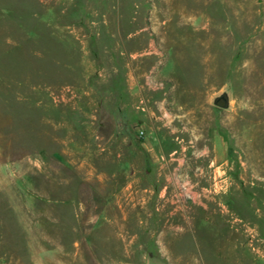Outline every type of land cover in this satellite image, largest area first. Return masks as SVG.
<instances>
[{
  "label": "rangeland",
  "instance_id": "1",
  "mask_svg": "<svg viewBox=\"0 0 264 264\" xmlns=\"http://www.w3.org/2000/svg\"><path fill=\"white\" fill-rule=\"evenodd\" d=\"M0 264H264V0H0Z\"/></svg>",
  "mask_w": 264,
  "mask_h": 264
},
{
  "label": "crops",
  "instance_id": "2",
  "mask_svg": "<svg viewBox=\"0 0 264 264\" xmlns=\"http://www.w3.org/2000/svg\"><path fill=\"white\" fill-rule=\"evenodd\" d=\"M110 109V114L108 116V121L110 122V127L107 130V135L105 136L106 139V143H108V151L107 154L109 155V157H113L114 159H120L122 157V153L119 152V150L117 149V146H115V140L118 138L119 135H122L119 130V121L122 120V115L118 110L117 106L111 105L109 106ZM154 114V109H150L148 108L146 110V112H143L142 114L139 113V120H143L147 125H150L152 122V117ZM151 126V125H150ZM106 145H104V148L106 149L107 147H105Z\"/></svg>",
  "mask_w": 264,
  "mask_h": 264
},
{
  "label": "water",
  "instance_id": "3",
  "mask_svg": "<svg viewBox=\"0 0 264 264\" xmlns=\"http://www.w3.org/2000/svg\"><path fill=\"white\" fill-rule=\"evenodd\" d=\"M210 102L213 106L222 110H231L233 107L232 85L224 86L220 91L212 94Z\"/></svg>",
  "mask_w": 264,
  "mask_h": 264
}]
</instances>
